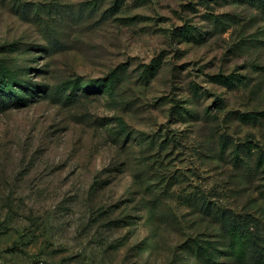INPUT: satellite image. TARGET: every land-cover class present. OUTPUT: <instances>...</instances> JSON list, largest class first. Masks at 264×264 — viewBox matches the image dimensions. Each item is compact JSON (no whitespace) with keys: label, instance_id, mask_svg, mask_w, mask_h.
<instances>
[{"label":"rangeland","instance_id":"1","mask_svg":"<svg viewBox=\"0 0 264 264\" xmlns=\"http://www.w3.org/2000/svg\"><path fill=\"white\" fill-rule=\"evenodd\" d=\"M0 264H264V0H0Z\"/></svg>","mask_w":264,"mask_h":264},{"label":"trees","instance_id":"2","mask_svg":"<svg viewBox=\"0 0 264 264\" xmlns=\"http://www.w3.org/2000/svg\"><path fill=\"white\" fill-rule=\"evenodd\" d=\"M239 238H240L239 242L241 243L242 247H241V249H239L237 251L235 250L234 254L237 257H241L242 254L244 253V250L247 247H250L251 243L257 244L255 234L254 233L251 234L249 231L246 233H242Z\"/></svg>","mask_w":264,"mask_h":264}]
</instances>
